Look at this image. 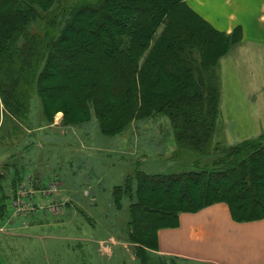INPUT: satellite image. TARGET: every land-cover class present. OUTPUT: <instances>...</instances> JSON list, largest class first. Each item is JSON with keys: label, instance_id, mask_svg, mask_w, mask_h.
Masks as SVG:
<instances>
[{"label": "trees", "instance_id": "16d2710c", "mask_svg": "<svg viewBox=\"0 0 264 264\" xmlns=\"http://www.w3.org/2000/svg\"><path fill=\"white\" fill-rule=\"evenodd\" d=\"M237 39L240 26L217 30L186 0H0V109L16 131L36 95L47 124L56 112L66 125L93 116L109 136L164 117L173 155L189 151L193 167H137L112 190L114 202L129 200L132 241L156 251L157 231L177 226L181 212L223 202L236 222L264 218V130L213 142L218 61ZM21 179L15 169L12 192Z\"/></svg>", "mask_w": 264, "mask_h": 264}, {"label": "rangeland", "instance_id": "374dc122", "mask_svg": "<svg viewBox=\"0 0 264 264\" xmlns=\"http://www.w3.org/2000/svg\"><path fill=\"white\" fill-rule=\"evenodd\" d=\"M257 52L237 39L218 61L222 97L214 143L232 145L264 130V82L247 81L253 90L248 105L239 96L224 97L225 86L238 92L230 75L256 74L251 58ZM0 115V199L1 193L7 196L0 244L9 264H204L138 249L127 225L129 200L122 193L118 204L112 196L114 186L137 167L152 173L193 167L189 151L173 155L176 146L164 117L134 121L109 136L93 116L66 125L56 112L47 124L36 95L30 118L16 131L14 122ZM257 125L262 129L255 130ZM15 169L22 179L12 192Z\"/></svg>", "mask_w": 264, "mask_h": 264}, {"label": "crops", "instance_id": "0c3cea01", "mask_svg": "<svg viewBox=\"0 0 264 264\" xmlns=\"http://www.w3.org/2000/svg\"><path fill=\"white\" fill-rule=\"evenodd\" d=\"M186 3L217 30L230 33L240 26L241 41L258 51L256 57L251 58L256 59V74L252 73L250 77L243 73L232 74L227 80L235 81L232 88L238 92H233L230 86L224 89L227 100L230 101L229 96L233 94L240 97V103L248 105V96L253 90L247 81L264 82V61L260 59L264 57V0H186ZM243 108L245 112L247 109ZM1 118L0 115V123ZM261 129L257 125L255 130ZM157 242L159 254L192 262L264 264V218L236 222L225 203H213L195 212H181L177 226L157 231ZM2 248L0 244V264H9L2 255Z\"/></svg>", "mask_w": 264, "mask_h": 264}, {"label": "built area", "instance_id": "2783aa9c", "mask_svg": "<svg viewBox=\"0 0 264 264\" xmlns=\"http://www.w3.org/2000/svg\"><path fill=\"white\" fill-rule=\"evenodd\" d=\"M49 192H51V190H50ZM24 203H25V202L21 200V204H24Z\"/></svg>", "mask_w": 264, "mask_h": 264}]
</instances>
